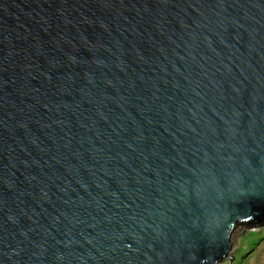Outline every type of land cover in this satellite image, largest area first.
<instances>
[{"label": "water", "instance_id": "water-1", "mask_svg": "<svg viewBox=\"0 0 264 264\" xmlns=\"http://www.w3.org/2000/svg\"><path fill=\"white\" fill-rule=\"evenodd\" d=\"M264 226V0H0V264H218Z\"/></svg>", "mask_w": 264, "mask_h": 264}, {"label": "rangeland", "instance_id": "rangeland-1", "mask_svg": "<svg viewBox=\"0 0 264 264\" xmlns=\"http://www.w3.org/2000/svg\"><path fill=\"white\" fill-rule=\"evenodd\" d=\"M230 261L218 264H264V227L234 226L230 237Z\"/></svg>", "mask_w": 264, "mask_h": 264}, {"label": "trees", "instance_id": "trees-1", "mask_svg": "<svg viewBox=\"0 0 264 264\" xmlns=\"http://www.w3.org/2000/svg\"><path fill=\"white\" fill-rule=\"evenodd\" d=\"M247 229L253 228L252 226L245 225ZM262 227V226H261ZM264 227V226H263Z\"/></svg>", "mask_w": 264, "mask_h": 264}]
</instances>
